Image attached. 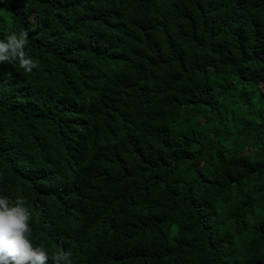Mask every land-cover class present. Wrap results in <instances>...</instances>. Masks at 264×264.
<instances>
[{"label":"trees","instance_id":"1","mask_svg":"<svg viewBox=\"0 0 264 264\" xmlns=\"http://www.w3.org/2000/svg\"><path fill=\"white\" fill-rule=\"evenodd\" d=\"M12 31L35 67L0 63V192L34 243L264 264V0H0Z\"/></svg>","mask_w":264,"mask_h":264},{"label":"clouds","instance_id":"2","mask_svg":"<svg viewBox=\"0 0 264 264\" xmlns=\"http://www.w3.org/2000/svg\"><path fill=\"white\" fill-rule=\"evenodd\" d=\"M28 45L26 31H12L0 39V63L17 62L25 73L35 67ZM34 210L22 196L12 199L0 192V264H68L70 253L66 250L51 255L43 244L32 239L30 221Z\"/></svg>","mask_w":264,"mask_h":264},{"label":"rangeland","instance_id":"3","mask_svg":"<svg viewBox=\"0 0 264 264\" xmlns=\"http://www.w3.org/2000/svg\"><path fill=\"white\" fill-rule=\"evenodd\" d=\"M249 142V141H248ZM247 141L246 142H243L242 145H243V148L248 150L251 148L250 144L248 143Z\"/></svg>","mask_w":264,"mask_h":264}]
</instances>
